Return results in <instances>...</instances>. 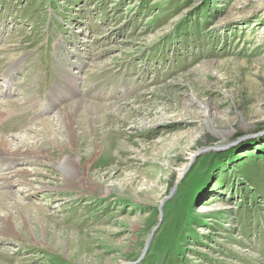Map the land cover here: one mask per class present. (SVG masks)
Masks as SVG:
<instances>
[{"label":"rangeland","instance_id":"obj_1","mask_svg":"<svg viewBox=\"0 0 264 264\" xmlns=\"http://www.w3.org/2000/svg\"><path fill=\"white\" fill-rule=\"evenodd\" d=\"M1 110L0 264H264V0H0Z\"/></svg>","mask_w":264,"mask_h":264},{"label":"bare ground","instance_id":"obj_2","mask_svg":"<svg viewBox=\"0 0 264 264\" xmlns=\"http://www.w3.org/2000/svg\"><path fill=\"white\" fill-rule=\"evenodd\" d=\"M78 106L79 105L76 106V104L72 105L73 109H76ZM89 108H92V107H88L87 109H89ZM93 108H95V107H93ZM9 111H10V109H9ZM12 111H14V110H12ZM73 112H75V111L62 112V113L59 114V118L62 119V120H70L71 118L70 119H67V118H69V116ZM6 113H7V111L6 112H2V110L0 111V119L1 120H2V118H8V116L7 117H3ZM72 115L75 116V114H72ZM100 120H102V121L99 122L96 119V121L98 123H100L102 126H104V124L107 123V122L104 121L105 118H101ZM89 121L90 120H85V119L80 121V119H78V123H76L77 126L75 128H74V125L73 126H69L67 128L68 137L71 140L73 138H75V137H77L78 139L81 138L82 139V144H84L83 141L89 142L90 141V131H89V127L88 126L91 127V130L93 132V126L95 124V123L93 124V123H91ZM50 123L51 122H48L47 120H41L39 122V124L41 125L43 130H46V128L48 127V125ZM87 123H90V124L87 125ZM78 131H81V132L77 135ZM94 133H95V131H94ZM14 138H16L17 141H20V143L22 145H24V147H26V151H25V153H22V154L19 153L18 154L17 151H13L14 149L12 147V141L8 140L7 138L0 137V172L11 169L13 167V165H15L17 163H20L19 161H21V160H23L22 163H24V162L26 163L27 161L29 162L30 160H36V158L40 154L44 155V153H43L44 151L39 149V148H37V147H35V145H34V141H36V138H38V134H36V132L32 131V133H30V134H22L20 137H17V136L15 137L14 136ZM51 142H52V145H55V146L58 145L57 143H55V141H51ZM96 142H98V141H96ZM65 143H67V142H65ZM114 144H115V141L113 140L112 136L110 134L107 135L106 140H105V146H104L105 150H104V152L107 153L108 150L111 151V149L114 146ZM13 146H18V145L14 144ZM62 161H71V160H70L69 156H64L62 158ZM71 164L72 163H68V164H64V166H62V163H61L60 166H57V168L61 171V172L59 171V173H61V174L64 173V170H65V172H67V169H69V166ZM11 172L14 174L13 176L16 177V179L19 182V184H23L24 186L26 184H28L29 186H31L30 183L23 178V175L29 174L28 171H26L24 169L19 170L18 168L15 167L14 172H13V170ZM89 183H91V182L89 181ZM82 184H80V185H82ZM106 192H108V191L106 190L105 194H106ZM1 195H2V193H0V196ZM2 197H4V196H2ZM76 235L78 236V234H76ZM78 241L79 240L76 239L75 242H74V246H76V251H79L80 247L82 246L81 244L78 243Z\"/></svg>","mask_w":264,"mask_h":264}]
</instances>
